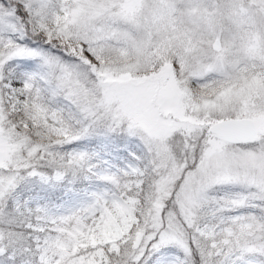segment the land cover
<instances>
[{"label":"snow or ice","instance_id":"snow-or-ice-1","mask_svg":"<svg viewBox=\"0 0 264 264\" xmlns=\"http://www.w3.org/2000/svg\"><path fill=\"white\" fill-rule=\"evenodd\" d=\"M0 264H264V0H0Z\"/></svg>","mask_w":264,"mask_h":264}]
</instances>
